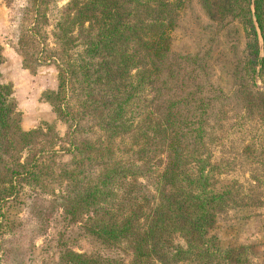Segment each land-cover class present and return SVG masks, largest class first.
<instances>
[{
    "label": "trees",
    "instance_id": "16d2710c",
    "mask_svg": "<svg viewBox=\"0 0 264 264\" xmlns=\"http://www.w3.org/2000/svg\"><path fill=\"white\" fill-rule=\"evenodd\" d=\"M49 2L29 0L17 47L26 67L42 59L57 67V86L43 96L67 131L52 122L24 129L11 85L0 81V233L28 185L51 193L104 247L131 252L125 263L65 245L55 264H260L252 244L223 245L209 233L230 201L229 186L214 183L208 131L228 96L212 86L202 55L172 49L184 0H68L52 47ZM218 10L241 22L246 39L234 92L264 118V92L252 88L264 85V0H221Z\"/></svg>",
    "mask_w": 264,
    "mask_h": 264
},
{
    "label": "rangeland",
    "instance_id": "374dc122",
    "mask_svg": "<svg viewBox=\"0 0 264 264\" xmlns=\"http://www.w3.org/2000/svg\"><path fill=\"white\" fill-rule=\"evenodd\" d=\"M215 1L184 0L171 31L172 49L180 54L202 55L212 86L222 88L228 96L225 117L211 119L208 131L211 161L216 164L214 183L217 188L229 186L230 201L217 212L209 233L223 245L252 244L256 249L252 260L264 264V118L256 108H245L234 92L240 81L238 74L244 71L246 39L241 22L229 14L221 15V0ZM67 2L50 0L46 8L43 31L49 47L54 45L52 31ZM28 3L0 0V81L11 85L24 129L52 122L63 136L66 124L43 96L47 89L57 86V67L42 59L41 64L28 68L17 47L21 29L29 23ZM257 84L252 88L264 92L259 79ZM68 157V153L62 154V159ZM7 213L0 233V264H55L65 245L77 251L120 257L125 263L131 258V252L101 245L83 230L81 222L69 221L51 193L22 185ZM175 242L183 240L177 236Z\"/></svg>",
    "mask_w": 264,
    "mask_h": 264
},
{
    "label": "water",
    "instance_id": "95a60500",
    "mask_svg": "<svg viewBox=\"0 0 264 264\" xmlns=\"http://www.w3.org/2000/svg\"><path fill=\"white\" fill-rule=\"evenodd\" d=\"M252 15H253V19H254V21H255V24H256V19H255V16H254V14H252ZM256 27H257V24H256ZM257 30H258L259 38L261 39V35H260V32H259V29H258V27H257ZM262 53H263V50H262Z\"/></svg>",
    "mask_w": 264,
    "mask_h": 264
}]
</instances>
